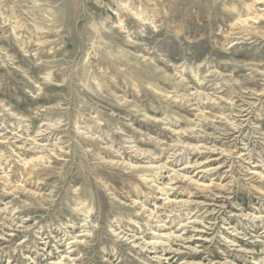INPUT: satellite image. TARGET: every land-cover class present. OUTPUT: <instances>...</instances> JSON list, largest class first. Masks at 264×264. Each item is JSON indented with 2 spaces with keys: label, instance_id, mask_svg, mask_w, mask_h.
<instances>
[{
  "label": "rangeland",
  "instance_id": "374dc122",
  "mask_svg": "<svg viewBox=\"0 0 264 264\" xmlns=\"http://www.w3.org/2000/svg\"><path fill=\"white\" fill-rule=\"evenodd\" d=\"M262 173L264 0H0V264H261Z\"/></svg>",
  "mask_w": 264,
  "mask_h": 264
},
{
  "label": "bare ground",
  "instance_id": "6f19581e",
  "mask_svg": "<svg viewBox=\"0 0 264 264\" xmlns=\"http://www.w3.org/2000/svg\"><path fill=\"white\" fill-rule=\"evenodd\" d=\"M241 112V111H240ZM246 113V112H245ZM241 114H243V113H241ZM245 117H246V115H245ZM213 152V151H212ZM41 158V157H40ZM190 164V163H189ZM192 164V163H191ZM257 167V166H256ZM167 168V165H164V166H161V167H159L158 168V170H165ZM186 169V168H185ZM175 174L177 175L176 176V179H179V178H184V179H186L185 177H184V175L183 176H181V174L180 173H178V172H175ZM261 175V177H262V179H264V174L262 173V174H260ZM186 176V175H185ZM176 179H172V180H170V181H174V180H176ZM197 182V181H196ZM171 184V183H170ZM171 187V186H170ZM159 189H160V187H159ZM162 191L165 193V195H168V193H169V189H168V187H164V188H162ZM171 192V191H170ZM170 196V195H169ZM168 201H169V198L167 199ZM166 201V200H165ZM168 203H170V201L168 202ZM157 216V215H156ZM158 219H161V217H157ZM67 233V232H66ZM73 236V235H72ZM170 236H171V234H170ZM77 237H70L68 240H75L73 243H71V244H74V243H78L77 242ZM235 242H237V240L235 241V240H233L232 241V243H235ZM230 243V242H229ZM170 246V245H169ZM234 246V245H233ZM73 248V247H72ZM141 248H143V249H145V247L143 246V247H141ZM167 249H169L170 251L172 250V247H166V246H164L163 247V251H165V252H167ZM180 249H178L177 251H179ZM194 251L192 252V255L194 254V255H197V249H193ZM200 254V253H199ZM66 256V255H65ZM70 257V256H69ZM61 258V257H60ZM172 259V258H171ZM157 260H159L160 262H163L162 260L163 259H161V257H157ZM67 261H70L69 260V258H68V260ZM259 261V260H258ZM167 262V261H166ZM34 264H36V263H34ZM111 264H115V262H113V263H111ZM261 264H264V260H262L261 261Z\"/></svg>",
  "mask_w": 264,
  "mask_h": 264
}]
</instances>
